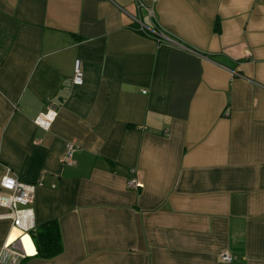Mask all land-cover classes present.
Segmentation results:
<instances>
[{"label": "crops", "instance_id": "crops-1", "mask_svg": "<svg viewBox=\"0 0 264 264\" xmlns=\"http://www.w3.org/2000/svg\"><path fill=\"white\" fill-rule=\"evenodd\" d=\"M0 160L64 245L0 207L20 264H264V0H0Z\"/></svg>", "mask_w": 264, "mask_h": 264}, {"label": "built area", "instance_id": "built-area-1", "mask_svg": "<svg viewBox=\"0 0 264 264\" xmlns=\"http://www.w3.org/2000/svg\"><path fill=\"white\" fill-rule=\"evenodd\" d=\"M143 7V4H139ZM145 7V6H144ZM148 17L151 19L155 17V12L152 9L146 8ZM141 15V14H140ZM135 21L137 22V29L145 33L153 34L158 40H165L174 42V40L164 32V30L157 27L156 24L153 27H148L143 23L141 17L138 16ZM184 49L191 50L188 46L181 45ZM84 69L81 59H77L74 66V76L72 82L74 85H82L84 83ZM56 113L50 109L47 112H43L37 116L35 123L44 128L49 129L54 121ZM76 148L73 144H68L65 161L69 164H74L73 154ZM0 168L2 173L0 176V207L7 209L6 217L10 218L13 225L22 231L29 233L36 228L35 212H34V199L36 194V185L24 183L14 174L11 166L4 164L0 160ZM132 176L128 179L127 185L129 188L138 189L140 182L137 177L136 169H131ZM26 250L23 246L21 238L17 239L14 243L4 245L0 253V262H6L7 264H20L27 258ZM221 259L225 262H231L235 258L226 252L221 253Z\"/></svg>", "mask_w": 264, "mask_h": 264}, {"label": "trees", "instance_id": "trees-1", "mask_svg": "<svg viewBox=\"0 0 264 264\" xmlns=\"http://www.w3.org/2000/svg\"><path fill=\"white\" fill-rule=\"evenodd\" d=\"M29 233L36 247V256L49 259L63 252L62 235L56 220L41 224Z\"/></svg>", "mask_w": 264, "mask_h": 264}]
</instances>
